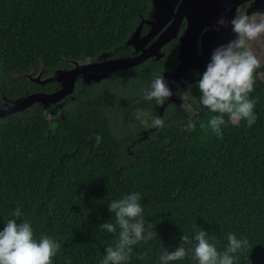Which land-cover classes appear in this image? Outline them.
Wrapping results in <instances>:
<instances>
[{
	"label": "trees",
	"instance_id": "obj_1",
	"mask_svg": "<svg viewBox=\"0 0 264 264\" xmlns=\"http://www.w3.org/2000/svg\"><path fill=\"white\" fill-rule=\"evenodd\" d=\"M151 9V0H0V93L53 91L55 84L22 74L43 69L46 76L71 60L130 51L120 45ZM177 48L174 38L159 59L90 84L76 81L53 118L39 103L0 117V230L20 208L36 239L60 244L52 264H101L120 231L99 227L115 223L109 204L138 192L145 224L157 234L133 245L123 264H161L165 249L201 228L219 251L229 233L247 240L234 264H264V63L250 94L256 123L234 124L225 115L221 138L209 125L217 113L202 105L197 83L184 92L191 113L177 101L160 114L156 101L143 97L156 75L176 67ZM138 109L149 114L147 124ZM155 116L162 128L151 126ZM170 264L198 262L189 249Z\"/></svg>",
	"mask_w": 264,
	"mask_h": 264
},
{
	"label": "clouds",
	"instance_id": "obj_2",
	"mask_svg": "<svg viewBox=\"0 0 264 264\" xmlns=\"http://www.w3.org/2000/svg\"><path fill=\"white\" fill-rule=\"evenodd\" d=\"M229 24L235 38L212 50L206 68L196 82L202 93V105L217 113L210 118L209 125L221 138V125L226 123L225 115L234 124L246 120L248 127L258 119L254 112L256 102L250 98V94L254 91L255 72L261 66V61L250 48L249 42L264 36V19L237 14L231 21L219 19L217 30ZM173 94L164 74L156 75L150 87L143 90L144 99H154L160 106ZM180 99L183 110L191 113L192 104L184 96ZM148 116L142 109L137 110V119H141L142 123H148ZM151 126L162 128L164 120L159 116L152 117ZM189 127L194 128V125L190 123ZM100 142L101 137L97 135L96 143ZM141 199L140 193L132 192L109 204V210L115 214V223L105 222L99 227L108 233H116L117 227L120 231L115 245L106 247L101 264H123L130 258L133 245L142 240H151L157 234L152 231L153 225L145 224ZM12 215L15 218L7 220L3 230H0V264H52L60 244L47 235L36 239L32 224L20 220V208ZM227 239V246L219 251L216 244L210 241L208 232L201 228L194 236L184 234L181 244L174 251L165 249L160 262L170 264L182 260L191 249L198 264H234V254L246 248L248 242L238 239L233 233H229Z\"/></svg>",
	"mask_w": 264,
	"mask_h": 264
},
{
	"label": "water",
	"instance_id": "obj_3",
	"mask_svg": "<svg viewBox=\"0 0 264 264\" xmlns=\"http://www.w3.org/2000/svg\"><path fill=\"white\" fill-rule=\"evenodd\" d=\"M247 1H253L254 6L258 8L264 6V0H151L152 9L149 16L142 19L133 33L120 45H132L137 51L135 43L138 39L145 44L155 36L147 49H142L140 53L129 57L109 58V52H112L109 51L99 55L97 59L102 58L101 60L83 62L71 60L70 67L55 69L46 77H42L43 69L35 74L33 71L22 74L38 85H44L55 79L59 82V88L52 92H34L16 98L11 105L0 109V116L21 111L34 103L45 107L58 103L64 97L71 95L78 78H81L82 84H90L108 77L115 71L133 67L150 56L159 59L163 55L160 48L177 37L182 20H184L185 28L179 35L177 49L178 63L173 70L162 73L172 88L174 80L188 68H206L212 50L235 38L230 24L227 27H219L217 30L218 21L221 18L231 21L236 16L237 6ZM143 23L148 26V31L139 37ZM198 39L201 46L200 53L196 50ZM173 99L172 96L165 101L163 106L159 105L160 114L163 107Z\"/></svg>",
	"mask_w": 264,
	"mask_h": 264
},
{
	"label": "flooded vegetation",
	"instance_id": "obj_4",
	"mask_svg": "<svg viewBox=\"0 0 264 264\" xmlns=\"http://www.w3.org/2000/svg\"><path fill=\"white\" fill-rule=\"evenodd\" d=\"M248 10L247 9H244L241 5H239V6H237V8H236V15L237 14H247V15H249V11L247 12ZM256 13H255V18L257 19V20H260V19H264V6H263V8H258L257 9V11H255ZM143 26L145 27V29L143 28ZM184 28H185V21L184 20H182V23H181V26H180V29H179V31H178V35H177V37H175V38H177L178 39V44H179V35L183 32V30H184ZM182 30V31H181ZM147 31H148V26L146 25V24H142V26H141V30H140V34H139V37H141L142 35H144L145 33H147ZM154 38H155V36L154 37H152L147 43H145V44H142V42L138 39L137 41H136V46H137V51H135L134 50V46H132V45H126V47L125 48H130L131 50L129 51V49H125V53L124 54H122V55H120V56H118V57H110L109 56V58H121V57H129V56H133V55H136V54H138V53H140L141 51H142V49L143 50H145V49H147L148 47H149V45H150V43H151V41H153L154 40ZM174 39V38H173ZM172 40V39H171ZM170 40V41H171ZM168 43V42H167ZM166 43V44H167ZM164 46V45H163ZM163 46L160 48V52L163 54V51H162V48H163ZM196 46H197V48H196V50H197V53H200L201 52V46H200V41H199V39L197 40V43H196ZM249 46H250V48L252 49V51L258 56L259 55V53L262 51V49H263V46H264V36H261V37H259L258 39H256V40H254V41H250L249 42ZM178 49V48H177ZM163 56V55H162ZM161 56V57H162ZM148 58H152V59H154V57L153 56H150V57H148ZM148 58H146L145 60H147ZM102 58H100V59H96V60H101ZM144 60V61H145ZM156 60V59H155ZM143 62V61H142ZM141 62V63H142ZM264 63V61L262 62V64ZM140 64V63H139ZM261 64V65H262ZM138 65V64H137ZM136 66V65H135ZM205 70V68L203 67L202 69H194V68H188L183 74H181L176 80H178V81H181V83H182V85H183V89H184V87H186V90H189V88L192 86V85H194L200 78H201V74H202V72ZM46 76H48V75H46ZM46 76H43L42 75V77H46ZM188 76L190 77V80L189 79H187L188 78ZM76 81H79L81 84H82V80H81V78H78ZM50 84H55L54 85V90H56V89H58L59 88V82H57L55 79H53V81H51V82H49ZM46 84H48V83H46ZM45 85V84H44ZM151 85V83L149 84V86ZM40 86H43V85H40ZM53 90V91H54ZM34 92H47V91H44V90H35V91H33V92H31V93H34ZM49 92H52V91H49ZM31 93H29V94H31ZM173 93H174V90H173ZM185 95V94H184ZM180 97H182L181 95H179ZM177 97L176 99H175V97H174V94H173V100L171 101V102H181L182 100L180 99V97ZM16 98H19V97H15V98H7L5 95H3L2 93H0V109H2V108H6V107H8L9 105H11L12 104V102L16 99ZM65 98V97H64ZM63 98V99H64ZM63 99L60 101V102H58V103H54V104H49L47 107H45V106H43V108H44V113H46V115H47V117L48 118H53L55 115H56V113H57V111H58V108H60L61 106H62V104H63ZM13 113V112H12ZM11 114V113H10ZM0 117H2V116H0Z\"/></svg>",
	"mask_w": 264,
	"mask_h": 264
},
{
	"label": "rangeland",
	"instance_id": "obj_5",
	"mask_svg": "<svg viewBox=\"0 0 264 264\" xmlns=\"http://www.w3.org/2000/svg\"><path fill=\"white\" fill-rule=\"evenodd\" d=\"M241 6H242L244 9H247V10L249 11V15H250V16H255V13H256L255 11H257V9H258V7H255V6H254L253 1H247V2L243 3ZM261 8H263V7H261ZM248 11H247V12H248ZM257 57L260 59L261 64H262V62L264 61V46H263L262 51L259 53V55H258ZM182 74H183V73H182ZM41 79H42V78H41ZM187 79L190 80V77L188 76ZM185 88H186V87H184V89H183V85H182L181 81L174 80V83H172V89L174 90V97H175V99H176L179 95L185 97V95H184ZM179 97H180V96H179Z\"/></svg>",
	"mask_w": 264,
	"mask_h": 264
}]
</instances>
